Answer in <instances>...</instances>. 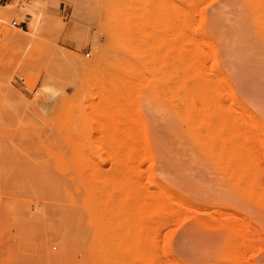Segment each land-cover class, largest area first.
I'll return each instance as SVG.
<instances>
[{
  "label": "rangeland",
  "instance_id": "374dc122",
  "mask_svg": "<svg viewBox=\"0 0 264 264\" xmlns=\"http://www.w3.org/2000/svg\"><path fill=\"white\" fill-rule=\"evenodd\" d=\"M263 14L2 0L0 264H264ZM206 77L221 110L193 90Z\"/></svg>",
  "mask_w": 264,
  "mask_h": 264
},
{
  "label": "bare ground",
  "instance_id": "6f19581e",
  "mask_svg": "<svg viewBox=\"0 0 264 264\" xmlns=\"http://www.w3.org/2000/svg\"><path fill=\"white\" fill-rule=\"evenodd\" d=\"M203 1H204V0H203ZM205 1H206V0H205ZM260 1H261V0H260ZM263 1H264V0H263ZM250 3H251V1H250ZM255 3H256V2H255ZM248 4H249V3H248ZM197 6H198V5H197ZM180 7H181V6H180ZM262 9H263V8H262ZM180 10H181V9H180ZM184 11H186V8H185ZM262 11H263V10H262ZM181 13L183 14V13H185V12H182V11H181ZM25 14H30V15H32L33 19L30 20L29 23H30L32 26L37 27V25H38V23H39V20H40V15H39L38 13H36V11L33 10V9H28V11L26 10ZM263 15H264V14H263ZM187 16L189 17L188 12H187ZM187 16H186V17H187ZM191 16H192V15H190V17H191ZM201 16H202V15H201ZM183 17H184V16H183ZM186 17H185V18H186ZM191 18H192V19H193V18L195 19V16H192ZM180 19H181V18H180ZM192 19L189 20V22H193V23H190V24H194V23H195ZM196 24H197V23H196ZM263 24H264V23H263ZM184 25H185V24H184ZM188 25H189V23H188ZM198 25H199V24H198ZM198 25H197V26H198ZM180 26H181V25H180ZM193 27H194V26H193ZM195 27H196V26H195ZM191 31H192V27H191ZM182 32H183V31H182ZM180 33H181V31H180ZM180 33H179V34H180ZM191 33L193 34V32H191ZM183 34H185V32H183ZM183 34L181 33L182 37L179 36V37L182 38L181 40H184L183 38H184L185 36H183ZM186 34H187V36H189V33H186ZM186 34H185V35H186ZM190 35H191V34H190ZM195 35H196V33H195ZM191 36H192V35H191ZM188 38H189V37H188ZM188 38H187V39H188ZM195 38H196V37H195ZM201 38H202V37H201ZM189 41H190V40H189ZM194 41H195V40H194ZM209 41H210V40H209ZM209 41H208V43H209ZM187 42H188V41H187ZM187 42H186V43H187ZM198 42H199V43H198ZM198 42H196V43L201 44V43H200L201 40L198 41ZM203 42H204V41H203ZM191 43H194V42L191 41ZM208 43H207L206 46H212V45H210V44H208ZM188 44H189V43H188ZM198 44H197V45H196V44L194 45V46H196V48H195V49H196L195 53L197 52V47H199ZM204 44H206V43H204ZM190 45H191V44H190ZM201 45H202V44H201ZM194 46H193V49H194ZM182 48H183V47H182ZM182 48H181V49H182ZM184 48H185V47H184ZM190 48H191V47H190ZM203 48H204V45H203L202 48L199 47L198 49L201 50V51H203V50H204ZM179 49H180V48H179ZM202 49H203V50H202ZM207 49L209 50V48H207ZM183 50H184V49H183ZM205 50H206V49H205ZM205 50H204V51H205ZM208 50H207L206 53H208L209 55H211L212 52L209 53ZM212 50H213V49H212ZM180 51H181V50H180ZM188 51H189V50H188ZM201 51H200V53H201ZM203 53L205 54V52H203ZM203 53L201 54V56L199 55L200 58L202 57L203 59H207V58H206V55H207V54L204 55ZM190 54L196 55V54H194V52H193V53H190ZM180 55H181V54H180ZM182 55H184V54H182ZM213 55H214V53L212 54V57H213ZM183 57H185V56H183ZM188 57H189V56H188ZM193 57H194V56H193ZM194 58H195V57H194ZM200 58L198 57V59H200ZM214 58H215V57H214ZM178 59H179V58H178ZM215 59H216V58H215ZM215 59H214V60H215ZM179 60H180V59H179ZM183 60H184V59H183ZM187 60H188V59H187ZM207 60H208V59H207ZM207 60H206V61H205V60H202L203 63L201 62V64H203V67H202V66H201V67L205 70L204 73H205V72H206V73L208 72V75L210 76V74H209V69H208V71H206V69H207V68H206V67H207V64L204 63V62H208ZM210 60H211V59H210ZM181 61H182V60H181ZM196 61H197V58H195V62H196ZM200 61H201V60H200ZM182 62H183V61H182ZM182 62H181V64H182ZM184 62H185V61H184ZM191 62H192V61H191ZM191 62H190V63H191ZM195 62H194V63H195ZM197 62H198V61H197ZM212 62L214 63V61H212ZM199 63H200V62H199ZM183 64H184V63H183ZM179 66H180V65H179ZM184 66H185V65H184ZM187 66H188V65H187ZM191 66H192V64H191ZM197 66H198V65H197ZM197 66H196V70H197V68H198ZM193 67H194V66H193ZM199 67H200V66H199ZM209 67H210V66H209ZM212 67H213V65L211 66L210 71L214 72V70H211ZM205 68H206V69H205ZM193 69H195V67H194ZM203 69H200L202 73H203ZM213 69H214V68H213ZM200 70H199V71H200ZM184 72H185V71H184ZM196 73H197V72H196ZM202 73H201V77L203 76ZM180 74L183 75L182 72H181ZM184 74H185V73H184ZM197 74H198V73H197ZM215 74H216V73H215ZM215 74H214V75H215ZM198 75H200V73H199ZM178 76H179V74H178ZM184 76H185V75H184ZM184 76H183V77H184ZM216 76H217V75H216ZM216 76H215V79L218 78V77H216ZM176 77H177V76H176ZM201 77H200V79H201ZM186 78H188V77H186ZM206 78H207V77H206ZM206 78H205V79H202V83L199 84V85H198V83H200V82H198V83L196 82L197 85H195L196 87L194 86L195 89H193L194 87H193L192 89H193V90H196L198 93H199V92H200V93H203V96H205L204 98H206L207 100L210 98V99H211V102H210V103H213V102L215 103V102H217V103H215V104H217V105L219 106V110H221V108H222V104H223V103H221L222 100L220 101V99H215V95H218V94H216V93H218V91L221 89V87H219V90H218V91H215L216 89H218V88L215 89V87H216L217 85H219V84H217V82H216V84H215L216 86H214L213 82H212L209 78H207V79H206ZM210 78H211V77H210ZM188 79H189V78H188ZM194 79H195V78H194ZM212 79L214 80V78H212ZM218 79H219V78H218ZM218 79H217L216 81H218ZM191 80H192V79H191ZM203 80H204V81H203ZM198 81H199V80H198ZM214 81H215V80H214ZM189 82H190V81H189ZM183 83H184V82H183ZM194 83H195V81H194ZM192 84H193V83H192ZM192 84H191V85H192ZM177 86H178V85H177ZM190 87H191V86H190ZM180 89H181V88H180ZM186 90H188V89H186ZM198 90H199V91H198ZM180 91H181V90H180ZM190 91H192V90H189V92H190ZM196 91H195V92H196ZM210 91H211V92H210ZM212 91H213V92H212ZM186 92H187V91H186ZM204 93H205V94H204ZM214 93H215V94H214ZM183 94H184V93H183ZM189 94H190V93H189ZM206 95H208V97H207ZM180 96H181V95H179V97H180ZM184 96H185V95H184ZM191 96H192V95H191ZM201 96H202V95H201ZM216 97H217V96H216ZM184 98H185V97H184ZM184 98H183V99H184ZM213 98H214V99H213ZM212 99H213V100H212ZM183 101H184V100H183ZM186 101H187V100H186ZM209 101H210V100H209ZM209 101H207V103H208ZM180 102H181V101H180ZM185 103H186V102H185ZM190 103H191V102H190ZM202 103H203V102H202ZM187 104H188V103H187ZM191 104H192V103H191ZM182 105H183V104H182ZM208 105H209V107H210L211 104H208ZM212 105H213V104H212ZM223 105H224V104H223ZM181 107H183V106H181ZM190 108H191V107H190ZM212 109H213V108H212ZM198 110H199V109H198ZM223 110H224V108L222 109V112H223ZM210 111H211V110H210ZM210 111H209V112H210ZM203 112H204V111H203ZM212 112H214V111H212ZM194 113H195V112H194ZM202 114H203V113H202ZM216 114H217V113H216ZM220 114H221V112H220ZM224 114H225V113H224ZM217 115H219V114H217ZM227 116H228V115H227ZM229 116H230V115H229ZM179 117H180V116H179ZM213 117H214V116H213ZM215 117H216V116H215ZM232 117H233V116H232ZM224 118H225V117H224ZM236 119H237V118H236ZM189 120H190V121H194L193 119H192V120L189 119ZM200 120H201V119H200ZM226 120H227V118H226ZM233 120H234V119H233ZM202 121H203V120H202ZM204 122H205V121H204ZM185 123H186V122H185ZM207 123H208V122H207ZM209 123H210V122H209ZM190 131H191V130H190ZM201 131H202V130H201ZM206 132H207V130H206ZM26 164H27V163H26ZM132 179H133V177H132ZM129 181H130V180H129ZM135 182H136V181H135ZM156 183H157L156 187H161V186H158V185H161L160 182H156ZM158 183H159V184H158ZM163 188H164V187H163ZM163 188L161 187V188H158V189H159V190H161V189L163 190ZM152 191H153V190H152ZM152 191H151V192H152ZM151 194H152V193H151ZM159 201H160V200H159ZM159 201H158V202H159ZM146 204H147V203H146ZM133 228H134V227H133ZM131 229H132V228H131ZM131 229H130V230H131ZM133 230H135V228H134ZM133 230H131L132 233H133ZM134 233H135V232H134ZM135 234H136V233H135ZM132 238L134 239V237H132ZM152 241H153V240H152ZM125 242H127V241L125 240ZM127 243H128V242H127ZM127 243H126V244H127ZM133 251H134V250H133ZM144 254H145V253H144ZM145 257H146V256H145Z\"/></svg>",
  "mask_w": 264,
  "mask_h": 264
},
{
  "label": "crops",
  "instance_id": "0c3cea01",
  "mask_svg": "<svg viewBox=\"0 0 264 264\" xmlns=\"http://www.w3.org/2000/svg\"><path fill=\"white\" fill-rule=\"evenodd\" d=\"M43 94L45 96V100L47 101V102H45V105L42 104L43 107L47 106L46 105L47 103H50L53 100L55 101V100H57V98H59L61 96L60 92H58L57 90H53L52 88L44 89Z\"/></svg>",
  "mask_w": 264,
  "mask_h": 264
},
{
  "label": "built area",
  "instance_id": "2783aa9c",
  "mask_svg": "<svg viewBox=\"0 0 264 264\" xmlns=\"http://www.w3.org/2000/svg\"><path fill=\"white\" fill-rule=\"evenodd\" d=\"M2 3V0H0V4ZM13 24L15 25V26H20V25H22V24H24V22H18L17 20H14L13 21ZM26 24V23H25Z\"/></svg>",
  "mask_w": 264,
  "mask_h": 264
}]
</instances>
